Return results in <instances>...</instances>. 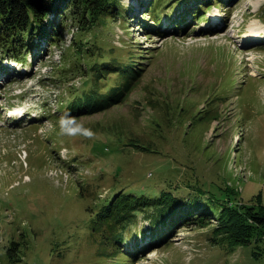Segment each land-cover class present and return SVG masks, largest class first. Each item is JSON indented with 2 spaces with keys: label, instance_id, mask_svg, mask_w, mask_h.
Wrapping results in <instances>:
<instances>
[{
  "label": "rangeland",
  "instance_id": "obj_1",
  "mask_svg": "<svg viewBox=\"0 0 264 264\" xmlns=\"http://www.w3.org/2000/svg\"><path fill=\"white\" fill-rule=\"evenodd\" d=\"M172 1L159 2V20L189 0ZM132 2L85 30L65 14L57 45L34 37L32 63L1 65L0 264H264L257 231L237 242L225 224L232 211H264V0H213L191 11L227 13L226 28L201 32L190 14L192 26L182 15L163 34L143 9L128 21ZM251 29L259 41L244 46L239 33ZM112 61L132 76L106 69ZM96 97L100 110L65 117ZM164 194L187 205L145 242L158 214L141 204ZM120 199L139 205L121 252L95 222Z\"/></svg>",
  "mask_w": 264,
  "mask_h": 264
},
{
  "label": "trees",
  "instance_id": "obj_2",
  "mask_svg": "<svg viewBox=\"0 0 264 264\" xmlns=\"http://www.w3.org/2000/svg\"><path fill=\"white\" fill-rule=\"evenodd\" d=\"M221 1V5L226 4L225 0ZM120 2L121 0H0V55L2 54L0 58L6 57L9 59H17L18 62L24 61L25 56L33 48H36L38 44V42L33 43L34 37L37 38L42 35L45 41L51 43L54 38L58 37L59 41L61 39V34L59 35L58 30L62 27V20L67 19V17H64L65 14L70 15L71 21L77 24L79 30L91 28L93 23L100 26L107 24L112 18L116 17L117 14H121L122 8L119 6ZM159 2L163 4L165 0H148L143 6V9L146 10V14H148L150 19H152L151 21L155 23L152 30L156 28L155 25L159 22V18L156 14L160 5ZM196 4L202 6L201 8L206 7L201 4L199 0H196ZM195 13H198V10ZM143 14H145V11L142 12V15ZM128 15V19L134 20L136 18L131 11L128 12ZM211 31L213 33L217 32L213 31V28H211L207 30V33ZM156 32L159 34L158 31ZM54 41L53 43L56 44V40ZM49 44L50 43H48V45ZM123 54L125 56L128 52L123 51ZM93 55L94 53L90 55V58H93ZM115 64L116 63L112 61L106 69H116L114 70V74H116L120 72V68L125 67V69H123L124 75L126 77L129 75V77L132 76L131 65L118 63L119 65L117 66L119 67H117ZM98 69H100V67ZM105 71L107 73L113 70ZM99 79L100 77L98 80ZM86 82L88 83L89 81L86 80L82 83L87 84ZM121 96L122 95H120L117 100H119ZM100 103V97L93 98V100L86 99L85 101L77 98L74 100L73 104L69 105V110L65 111V117H67V119L72 118L75 113H79L82 107H86L89 112L92 110H100L101 108L96 107ZM69 112H71L72 115H69ZM173 200L171 195L164 194L158 202L141 204L144 211L154 210V215L158 214L156 226L153 225L155 228L154 232L150 234L151 239L165 235L160 232L161 228H168V230L169 228L172 229V224L175 223L174 220L177 217V213L173 216L175 218H173L171 214L175 212L176 209H181L187 205L186 203L182 205H171ZM124 203L125 202L120 199L115 210H111L110 208L106 209V207L103 208L95 219L96 223L104 224L107 231L111 229V232L115 234V238L114 236H108L111 241H113V245L119 247L120 252L121 245L124 242L123 231L127 228L124 223H132L134 221L136 218L135 211H138L139 206L127 207ZM189 207H191V211H194L199 209L201 205L193 204L189 205ZM226 210L228 211V209L224 207L221 213ZM207 212H209V210ZM110 214L113 215L114 218H112ZM205 215H208V213H205ZM192 219L193 218H191L190 221ZM225 224L227 227V237L230 238L232 236L237 242L240 241V237L242 236L249 237L254 230L257 231V240H264V211H254L251 208H246L243 214L232 211L226 219ZM233 231L236 233H233Z\"/></svg>",
  "mask_w": 264,
  "mask_h": 264
},
{
  "label": "bare ground",
  "instance_id": "obj_3",
  "mask_svg": "<svg viewBox=\"0 0 264 264\" xmlns=\"http://www.w3.org/2000/svg\"><path fill=\"white\" fill-rule=\"evenodd\" d=\"M258 31L254 30V29H251L249 32H247V37H245V34H244V41H247V40H250V38H254V37H259V35L257 34ZM246 43H249V42H246Z\"/></svg>",
  "mask_w": 264,
  "mask_h": 264
}]
</instances>
